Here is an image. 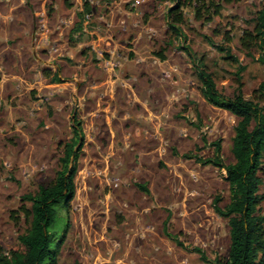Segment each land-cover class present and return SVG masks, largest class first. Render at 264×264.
Returning <instances> with one entry per match:
<instances>
[{"label": "rangeland", "instance_id": "374dc122", "mask_svg": "<svg viewBox=\"0 0 264 264\" xmlns=\"http://www.w3.org/2000/svg\"><path fill=\"white\" fill-rule=\"evenodd\" d=\"M85 1L90 17L85 13L74 32ZM261 2L233 0L206 25L186 9V38L177 39L165 16L173 0H0V248L7 253L27 230L21 198L52 182L78 120L84 144L75 196L68 212L60 211L68 227L57 264H212L227 257V220L213 200L224 208L230 188L223 169L202 161L219 142L221 163L233 162L236 118L204 99L198 72L211 73L228 96L238 74L242 94L251 96L264 65L243 51L239 37ZM55 4L61 17L73 12L69 49L33 53L24 31L41 32L39 9L50 15ZM214 28L230 32L231 42L222 43ZM161 49L164 61L151 54ZM145 108L152 120L142 117Z\"/></svg>", "mask_w": 264, "mask_h": 264}, {"label": "trees", "instance_id": "16d2710c", "mask_svg": "<svg viewBox=\"0 0 264 264\" xmlns=\"http://www.w3.org/2000/svg\"><path fill=\"white\" fill-rule=\"evenodd\" d=\"M232 2L173 0L165 15L167 30L171 37L185 39L182 27L187 24L186 9L192 12L194 21L206 25L223 17L224 5ZM83 10L90 13L88 2L83 4ZM82 16L81 12L77 14L79 20L75 23L74 32L81 31ZM252 23L251 29L242 30L239 44L243 51L257 53V62L264 65V0ZM213 33L219 36L222 43L228 44L232 40L230 32L214 28ZM219 50L224 53L223 59L237 63L228 47H219ZM151 54L160 61L166 59L163 49L152 50ZM203 60V56L198 58L201 68L204 67ZM242 70L244 67L239 66V71ZM198 78L204 99L236 118L231 144L233 162L221 163L219 142L213 143L215 155L202 161L223 169L224 179L230 188V201L224 208L218 205V197L213 200L215 213L227 220L229 248L227 257L215 258L212 264H264V76L249 98L242 94L238 74L237 88L229 96L218 91L211 73L199 70ZM53 81H58V78ZM74 122L71 138L61 145L58 170L52 182L40 186L35 193L22 196L21 200L25 203L19 210L28 220V228L7 253L0 248V264H57L58 252L68 227V219L60 211L67 213L75 196L74 177L84 144L80 121ZM137 187L148 193L144 185ZM201 258L204 259V256L201 255Z\"/></svg>", "mask_w": 264, "mask_h": 264}, {"label": "crops", "instance_id": "0c3cea01", "mask_svg": "<svg viewBox=\"0 0 264 264\" xmlns=\"http://www.w3.org/2000/svg\"><path fill=\"white\" fill-rule=\"evenodd\" d=\"M65 2V0H60V3ZM88 2V1H85ZM84 2V3H85ZM89 3V2H88ZM57 4L53 6V8L57 9ZM92 6L90 5V8ZM79 11L84 15L85 12L83 10V6L79 7ZM79 12V13H80ZM84 12V13H83ZM42 16V25H41V32L36 33L35 35L32 34L29 30L24 31L25 34V47H29L30 50L33 53H36L37 48H54V50H62L63 48L69 49V42L67 39L68 33H67V26H69L72 17H73V12L69 11L68 14L64 15V17H61L59 9H57L53 14L51 13L50 15L45 12V9L43 7H40L39 13ZM88 14V12H87ZM83 17V16H82ZM52 20V21H51ZM65 20V25L62 23V21ZM50 21V25L47 24V22ZM65 27L63 28L62 25ZM89 34H92L94 32H88ZM74 38L75 35H72ZM146 112V113H145ZM144 115L142 117L144 119H147L148 114L151 116H155L153 112H150L149 109L145 108L144 109ZM149 119L152 120L148 116Z\"/></svg>", "mask_w": 264, "mask_h": 264}, {"label": "built area", "instance_id": "2783aa9c", "mask_svg": "<svg viewBox=\"0 0 264 264\" xmlns=\"http://www.w3.org/2000/svg\"><path fill=\"white\" fill-rule=\"evenodd\" d=\"M89 17H90V14H85V16H84L85 20H88Z\"/></svg>", "mask_w": 264, "mask_h": 264}]
</instances>
